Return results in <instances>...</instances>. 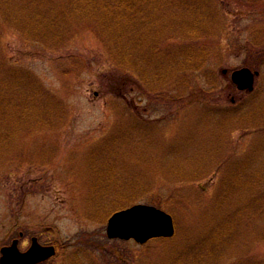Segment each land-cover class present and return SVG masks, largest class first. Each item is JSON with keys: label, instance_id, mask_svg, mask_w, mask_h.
<instances>
[{"label": "rangeland", "instance_id": "rangeland-1", "mask_svg": "<svg viewBox=\"0 0 264 264\" xmlns=\"http://www.w3.org/2000/svg\"><path fill=\"white\" fill-rule=\"evenodd\" d=\"M76 1L0 0V248L23 232L56 246L41 264H264V0H178L169 32L211 34L162 33L158 51ZM187 43L201 68L180 69ZM244 67L253 92L231 80ZM134 204L170 213L175 236L109 239Z\"/></svg>", "mask_w": 264, "mask_h": 264}, {"label": "water", "instance_id": "water-1", "mask_svg": "<svg viewBox=\"0 0 264 264\" xmlns=\"http://www.w3.org/2000/svg\"><path fill=\"white\" fill-rule=\"evenodd\" d=\"M227 74V70L223 71ZM259 72L244 67L232 73V82L240 91L252 92ZM176 234L174 218L166 211L152 205L136 204L112 214L107 224V236L111 240H134L138 244L172 238ZM57 253L55 246H43L33 238L31 247L21 252L17 241L2 249L0 264H39Z\"/></svg>", "mask_w": 264, "mask_h": 264}, {"label": "trees", "instance_id": "trees-1", "mask_svg": "<svg viewBox=\"0 0 264 264\" xmlns=\"http://www.w3.org/2000/svg\"><path fill=\"white\" fill-rule=\"evenodd\" d=\"M76 1V0H74ZM79 0L76 2L78 3ZM98 3L95 11L90 10V5H86L91 18L99 21V28L109 34L115 35V38L125 37L132 31L143 35L146 31L150 32V46L153 50L159 46L158 39L162 33L181 35L180 37L187 40H197L209 36L203 31H193L181 20L177 22V30L170 31L166 27L165 22L159 18L160 14L167 8V6L174 4L178 5V0H94ZM174 7V9H175ZM180 9V8H179ZM156 18V24L150 23L149 17ZM201 24V19L199 25ZM114 37V36H113ZM113 37H110L113 39ZM158 51V50H157ZM178 56L175 60L192 62L188 67L182 69H199L205 62L207 57V50L198 48L192 43H187L184 48L179 50ZM158 54V52H157ZM114 57V54H113ZM127 63L136 73L140 70L136 69L131 63ZM178 69V70H180ZM173 72V71H172ZM170 72V73H172ZM141 73V72H140ZM167 240V239H162Z\"/></svg>", "mask_w": 264, "mask_h": 264}, {"label": "flooded vegetation", "instance_id": "flooded-vegetation-1", "mask_svg": "<svg viewBox=\"0 0 264 264\" xmlns=\"http://www.w3.org/2000/svg\"><path fill=\"white\" fill-rule=\"evenodd\" d=\"M23 232H20L19 233V238L17 237V238H12V241H11V243L10 244H5V245H3L1 248H0V260H1V257H2V249L3 248H5V247H8V246H11L13 243H14V241H17V247H18V249L21 251V252H26L30 247H31V244H32V241H33V238H35L36 236H33L32 238H31V243H30V245H29V247H26V245H27V240L25 239V240H23V242H22V244H21V246H20V241H21V239L23 238ZM37 239H38V242L40 243V241H39V238L37 237ZM41 245H45V246H49L50 244H42V243H40ZM44 263V262H43ZM41 264V263H40Z\"/></svg>", "mask_w": 264, "mask_h": 264}]
</instances>
